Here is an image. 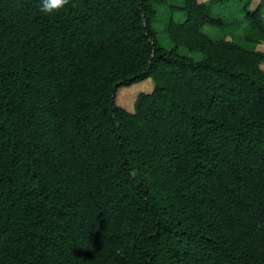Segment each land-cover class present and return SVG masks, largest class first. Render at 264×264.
<instances>
[{"label":"trees","instance_id":"obj_1","mask_svg":"<svg viewBox=\"0 0 264 264\" xmlns=\"http://www.w3.org/2000/svg\"><path fill=\"white\" fill-rule=\"evenodd\" d=\"M227 1L0 0V264H264V51L201 30Z\"/></svg>","mask_w":264,"mask_h":264},{"label":"rangeland","instance_id":"obj_2","mask_svg":"<svg viewBox=\"0 0 264 264\" xmlns=\"http://www.w3.org/2000/svg\"><path fill=\"white\" fill-rule=\"evenodd\" d=\"M201 1V0H200ZM245 0H228L222 4L217 2L213 5V12L219 13L226 20V25L224 28L214 26L211 24H204L202 29L204 32L209 34L213 39H226L232 41H241L250 48H256L264 51V41H249L245 39V34L247 30V21L241 11V5ZM250 7L256 8L260 6L264 16V0H249ZM157 9L159 15L164 16L166 8L163 4H157ZM183 16L182 12H174L173 19L177 20ZM159 16L158 19L153 20L152 24L158 31V38L163 46L169 48L173 45L169 39L167 32L164 29L165 22L163 18ZM165 17V16H164ZM257 35H252L256 37ZM258 37V36H257ZM259 39V38H258ZM179 51L181 53L191 54L194 58L198 59L201 57V53H191L187 48L180 46ZM261 67L264 68V61L261 63ZM151 89L150 81L144 80L135 85L129 87H121L116 92V101L118 104L126 107L132 108L135 96L139 91H149Z\"/></svg>","mask_w":264,"mask_h":264},{"label":"clouds","instance_id":"obj_3","mask_svg":"<svg viewBox=\"0 0 264 264\" xmlns=\"http://www.w3.org/2000/svg\"><path fill=\"white\" fill-rule=\"evenodd\" d=\"M69 3L70 0H41V10L50 14L53 10H59Z\"/></svg>","mask_w":264,"mask_h":264},{"label":"crops","instance_id":"obj_4","mask_svg":"<svg viewBox=\"0 0 264 264\" xmlns=\"http://www.w3.org/2000/svg\"><path fill=\"white\" fill-rule=\"evenodd\" d=\"M203 27V26H202ZM201 30L203 31V29L201 28ZM204 32V31H203ZM206 33V32H205ZM209 35V34H208Z\"/></svg>","mask_w":264,"mask_h":264}]
</instances>
